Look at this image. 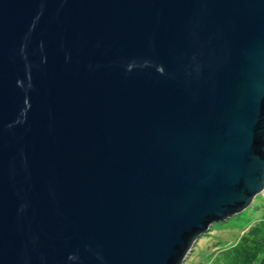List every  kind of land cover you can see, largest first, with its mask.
Instances as JSON below:
<instances>
[{
    "label": "water",
    "instance_id": "95a60500",
    "mask_svg": "<svg viewBox=\"0 0 264 264\" xmlns=\"http://www.w3.org/2000/svg\"><path fill=\"white\" fill-rule=\"evenodd\" d=\"M264 192V0H0V264H183Z\"/></svg>",
    "mask_w": 264,
    "mask_h": 264
},
{
    "label": "rangeland",
    "instance_id": "374dc122",
    "mask_svg": "<svg viewBox=\"0 0 264 264\" xmlns=\"http://www.w3.org/2000/svg\"><path fill=\"white\" fill-rule=\"evenodd\" d=\"M263 217L264 192L241 213L227 221L212 224L210 230L198 239L183 264H208L217 249L236 242L246 228Z\"/></svg>",
    "mask_w": 264,
    "mask_h": 264
},
{
    "label": "trees",
    "instance_id": "16d2710c",
    "mask_svg": "<svg viewBox=\"0 0 264 264\" xmlns=\"http://www.w3.org/2000/svg\"><path fill=\"white\" fill-rule=\"evenodd\" d=\"M208 264H264V217L246 228L236 242L217 249Z\"/></svg>",
    "mask_w": 264,
    "mask_h": 264
}]
</instances>
